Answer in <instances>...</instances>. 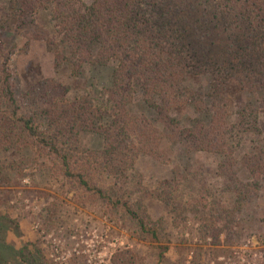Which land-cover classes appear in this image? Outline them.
<instances>
[{"label": "trees", "instance_id": "1", "mask_svg": "<svg viewBox=\"0 0 264 264\" xmlns=\"http://www.w3.org/2000/svg\"><path fill=\"white\" fill-rule=\"evenodd\" d=\"M8 8L15 14V33L21 31L27 41L47 42L56 68L66 62L75 76L85 65L106 67L109 74L104 107L86 94L70 98L68 85L44 78L31 87L36 97L22 108L7 66L12 48L1 44L5 26L0 23V186L9 185L8 170L18 167L1 153L31 148L54 158L75 191L121 204L134 218V204L123 198L129 193L130 171L140 155L158 153V143L168 138L183 143L188 152L219 154L222 175L234 179L240 194L258 187L259 165L253 162L246 183L230 166L232 139L251 127L244 121L258 108L243 106L238 122L226 116L232 87L264 91V0H8ZM41 10L49 15L50 36L36 28ZM188 77L205 84L191 86ZM137 92L145 110L139 115L130 111ZM181 106L207 118L180 125L170 111ZM147 111L155 112L157 121L163 118V129ZM82 133L100 136L101 147L83 146ZM170 182L174 180L149 188L137 180L131 191L139 192L138 207L148 197L164 201ZM1 212L0 264H12V251L28 264H38L30 252L24 253L27 245L14 250L6 244V231L18 228V222ZM139 222L145 229L144 218ZM147 230L156 234L154 228ZM114 263L132 264L133 258L117 255Z\"/></svg>", "mask_w": 264, "mask_h": 264}, {"label": "rangeland", "instance_id": "2", "mask_svg": "<svg viewBox=\"0 0 264 264\" xmlns=\"http://www.w3.org/2000/svg\"><path fill=\"white\" fill-rule=\"evenodd\" d=\"M36 21V28L50 36L48 13L41 10ZM0 23L5 26L1 44L5 50L12 48L7 66L22 108L36 97L31 87L44 78L68 85L70 98L86 94L96 105L107 104L108 68L85 65L78 76L71 74L66 62L56 68L47 42L27 41L21 31L15 33V14L8 8V0H0ZM202 82L205 84L202 78L190 77L186 81L191 86ZM229 94L228 121L238 122L243 106L258 108L244 121V126L251 122V127L232 139L234 162L230 165L242 183L251 180L253 162L259 165L256 189L250 186L253 189L240 194L234 179L222 175L219 154L188 152L183 143L163 138L158 153L136 159L125 184L129 193L123 198L134 204L137 216L133 218L121 204L112 206L106 199L75 191L54 158L31 148L5 151L1 156L18 167L8 170L9 185L0 186V210L15 218L18 228L8 229L4 241L14 250L27 245L24 253L30 252L38 264H115L114 257L125 253L131 254L132 264H264V91L246 93L232 87ZM140 95L136 93L130 107L135 115L145 111ZM145 113L156 120L155 112ZM170 116L184 126L194 118H207L189 106L171 110ZM162 119L156 123L163 129ZM81 143L99 148L102 139L82 133ZM169 179L174 180L170 197L165 194L164 201L148 197L138 207L139 192L131 191L137 180L153 188ZM140 218H144L145 229ZM11 253L12 264H28Z\"/></svg>", "mask_w": 264, "mask_h": 264}]
</instances>
